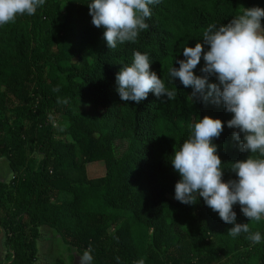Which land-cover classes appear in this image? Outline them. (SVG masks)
<instances>
[{"label":"trees","instance_id":"1","mask_svg":"<svg viewBox=\"0 0 264 264\" xmlns=\"http://www.w3.org/2000/svg\"><path fill=\"white\" fill-rule=\"evenodd\" d=\"M87 2L47 0L36 14L0 27V160L11 172L0 181L7 248L0 264H37L43 228L77 256L91 246L93 264H264V241L228 235L233 225L203 198L174 199L179 175L170 160L189 126L232 114L189 99L191 87L178 78L168 82L172 62L179 67L183 47L202 43L209 24H226L243 7L264 8V0H160L149 28L116 49L91 23ZM136 51L150 54L152 70L177 89L174 100L152 93L138 105L120 100L115 75ZM232 132L225 126L214 140L225 181L236 178L231 162L256 155L242 152ZM95 162L105 174L90 179ZM234 211L237 223L264 234V219L250 221L238 204Z\"/></svg>","mask_w":264,"mask_h":264},{"label":"clouds","instance_id":"2","mask_svg":"<svg viewBox=\"0 0 264 264\" xmlns=\"http://www.w3.org/2000/svg\"><path fill=\"white\" fill-rule=\"evenodd\" d=\"M47 0H0V27L15 22L18 16L34 15ZM160 0H88L91 23L103 28L107 47L136 42L149 28L151 6ZM264 8L243 7L240 14L226 24H209L202 33V43L185 46L179 67L168 70V82L178 78L191 87L189 99L199 98L205 104H223L231 118L222 121L204 115L190 127V134L175 150L171 166L179 175L174 185V199L192 205L203 198L206 206L226 224L233 225L228 235L249 233L253 244L264 241V234L250 232L248 223H237L234 205L250 221L264 219ZM203 59L198 75L194 72ZM148 52L136 51L130 64L115 75L116 91L121 101L140 104L152 93L159 101L176 98V90L152 70ZM214 77L216 82H209ZM227 126L239 142L242 152L256 154L231 162L235 179H223V164L214 142ZM91 246L79 255V264H93ZM137 264H145L144 259Z\"/></svg>","mask_w":264,"mask_h":264},{"label":"rangeland","instance_id":"3","mask_svg":"<svg viewBox=\"0 0 264 264\" xmlns=\"http://www.w3.org/2000/svg\"><path fill=\"white\" fill-rule=\"evenodd\" d=\"M105 167L102 162H95L88 166V177L90 179L104 176ZM11 179L8 162L5 159L0 160V181L8 182ZM38 260L37 264H55L63 262L64 264H79V256L73 251L69 252L61 239L55 236L50 230L41 229V236L37 243ZM7 252L5 236L0 229V261H4ZM73 257V260L71 259Z\"/></svg>","mask_w":264,"mask_h":264}]
</instances>
